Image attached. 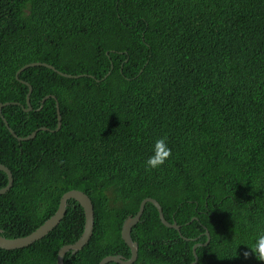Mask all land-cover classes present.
<instances>
[{
  "label": "trees",
  "instance_id": "trees-1",
  "mask_svg": "<svg viewBox=\"0 0 264 264\" xmlns=\"http://www.w3.org/2000/svg\"><path fill=\"white\" fill-rule=\"evenodd\" d=\"M86 74L60 75L47 67ZM0 163L14 183L0 195L3 235H28L78 189L94 204L93 235L65 264L131 257L123 223L148 202L132 229L133 264H264L250 252L264 232V0H0ZM14 102V103H12ZM19 103V104H15ZM171 157L147 169L156 139ZM8 175L0 170V188ZM195 217L193 221L192 218ZM85 212L68 201L60 224L0 264H57L76 242ZM107 264H119L108 262Z\"/></svg>",
  "mask_w": 264,
  "mask_h": 264
},
{
  "label": "water",
  "instance_id": "water-1",
  "mask_svg": "<svg viewBox=\"0 0 264 264\" xmlns=\"http://www.w3.org/2000/svg\"><path fill=\"white\" fill-rule=\"evenodd\" d=\"M37 66H43V67L50 68V69L58 72L60 75L65 76V77H69V78H79L82 76H86V74L72 75V74L62 72V71L58 70L55 66H53L52 64H49L47 62H38L37 61V62H31V63L25 64L24 66H22L17 71L16 78L18 80H21V82H23L29 86V92L27 94V108L23 107L24 110H26V111H31L33 109V106L31 104V94L33 91V87L29 82L20 79V74L30 67H37ZM51 97H53L57 100L55 95L49 94V95L45 96L42 99V104H41L40 109L43 107L44 103ZM10 103L11 102H6V103L0 102V114L2 116L3 121L5 122V124L7 126V128L11 132V134L15 138H17L19 142L35 138L37 133L40 130H42V131H49V130L56 131V130H60V128L62 126V115H61V110H60V103L57 100L56 101V107H57V114H58V126L56 129L52 130V129H49L48 127H40L28 136H25V137L18 136L15 133V131L10 127L7 119L3 115V108L5 106L9 105ZM12 103H14V102H12ZM15 104H19V103H15ZM0 170L4 171L8 175V184L5 187L0 188V195H2V194L7 193L12 188L13 183H14V177H13V173L10 170V168L7 167L6 165L2 164V163H0ZM70 199H75L83 207L84 212H85V228H84V231H83L81 237L76 242L63 245L59 249L58 257H57V264H65V261H64L65 254L69 251H72L73 254H76L78 251L83 249L84 246L86 244H88V242L90 241V239L93 235V232H94L95 211H94L93 201L88 194H86L84 191L78 190V189H72V190H69L66 193H64L60 199V204H59V207H58L57 211L55 212V214H53L42 225H40L37 229H35L31 233H29L28 235L16 237V238H8V237L3 235L4 231L2 228H0V248L6 249V250H14V249H19V248H24V247H27V246L33 244L34 242H36L38 240H41L42 238H44L50 231H52L55 227H57L60 224V222L62 221V219L64 218V216L66 214L68 201ZM148 202H151L156 206V208L159 211L160 219L165 226H167L169 228H174V229L179 230V231L181 230V225H179L177 222H175V221L169 222L166 219L164 212H163V207L158 200L151 198V197H147L141 202L140 208H139L138 212L136 213V215H134V216L130 215L129 217H127L125 219V221L123 223L121 235H122V238L124 239V241L127 243L129 248L131 249V257L129 259H126L123 255H120V254L119 255H108L100 261V264H107L108 262H116L119 264H133L137 260L138 252H139V244L137 242L133 241L131 233H132L133 227L140 222L141 217H142L144 210H145V205ZM194 219H195V217H193L191 221H193ZM206 234L208 235V239L205 243H196L193 246V253L195 255V260L191 264H196L198 261L197 247L199 245H208L209 244V242L211 240V235H210L209 230H206Z\"/></svg>",
  "mask_w": 264,
  "mask_h": 264
},
{
  "label": "clouds",
  "instance_id": "clouds-1",
  "mask_svg": "<svg viewBox=\"0 0 264 264\" xmlns=\"http://www.w3.org/2000/svg\"><path fill=\"white\" fill-rule=\"evenodd\" d=\"M172 155L171 148L168 147L166 138H158L155 140L152 155L145 161L147 169H156L161 167ZM250 252H245L244 255H254L258 261L264 262V232L258 234L252 244L248 246Z\"/></svg>",
  "mask_w": 264,
  "mask_h": 264
}]
</instances>
